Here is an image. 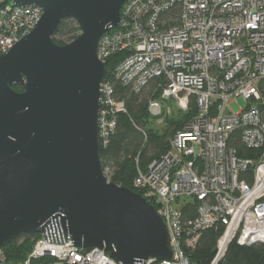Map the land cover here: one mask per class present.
Segmentation results:
<instances>
[{
	"label": "built area",
	"instance_id": "built-area-1",
	"mask_svg": "<svg viewBox=\"0 0 264 264\" xmlns=\"http://www.w3.org/2000/svg\"><path fill=\"white\" fill-rule=\"evenodd\" d=\"M8 1L0 3V54L42 15L35 4ZM120 10L119 25L97 42L99 60L119 54L99 87L98 144L126 112L114 82L137 93L154 81L159 98L146 107L153 116L169 111L163 102L185 110L194 100L198 108L131 182L164 220L173 252L141 264H191L188 250L220 226V258L233 240L264 243V0H126ZM235 136L259 155L239 157ZM38 235L18 264H121L101 248ZM0 264H13L2 250Z\"/></svg>",
	"mask_w": 264,
	"mask_h": 264
},
{
	"label": "water",
	"instance_id": "water-1",
	"mask_svg": "<svg viewBox=\"0 0 264 264\" xmlns=\"http://www.w3.org/2000/svg\"><path fill=\"white\" fill-rule=\"evenodd\" d=\"M125 1H8L35 4L42 15L0 54V250L21 233H37L101 248L121 264L173 258L156 208L110 181L98 155L106 66L97 42L119 25ZM67 20L78 35L54 43Z\"/></svg>",
	"mask_w": 264,
	"mask_h": 264
},
{
	"label": "trees",
	"instance_id": "trees-1",
	"mask_svg": "<svg viewBox=\"0 0 264 264\" xmlns=\"http://www.w3.org/2000/svg\"><path fill=\"white\" fill-rule=\"evenodd\" d=\"M7 0H4L5 2ZM2 2V3H3ZM77 24L71 20L62 22L52 34V40L56 44H64L78 35ZM119 54H114L105 60V76L113 68ZM155 82H151L148 88L133 93L129 88L122 87L118 82L114 86L118 89L116 95L125 101L126 112L118 113L116 127L106 145H99L98 155L103 172L110 181L117 185L131 188L139 194L142 191L132 187L131 182L137 173V169H145L152 158L160 156L169 145L166 140L169 132L183 130L184 125L197 114L198 108L191 101L188 110L179 112H163L165 123L162 133H157L149 125L152 121L151 114L146 107L149 98H159L160 89L155 90ZM13 89L21 90L14 85ZM178 109V108H177ZM151 115V116H150ZM172 129V130H171ZM167 132V133H166ZM171 132V133H172ZM173 134V133H172ZM234 145L238 150V156L254 158L259 155V150L247 149L235 136ZM247 181L251 180V173L246 174ZM222 227L209 228L202 232L196 248L188 250V260L191 264H212L216 255L217 238L221 234ZM39 237L37 233H21L10 241L2 249L4 259L13 264H18L31 250L32 243ZM216 264H264V243L253 245H240L235 240L226 248V252Z\"/></svg>",
	"mask_w": 264,
	"mask_h": 264
},
{
	"label": "rangeland",
	"instance_id": "rangeland-1",
	"mask_svg": "<svg viewBox=\"0 0 264 264\" xmlns=\"http://www.w3.org/2000/svg\"><path fill=\"white\" fill-rule=\"evenodd\" d=\"M4 0H0V3H2ZM163 105L165 106V107H167L168 109H169V111H168V114H170L171 112H179L180 114H182V112L183 111H186V110H188L189 108H187V109H177V107H176V105L174 104V101H170V102H163ZM230 111V107L229 106H227L226 108H225V113H227V112H229ZM152 115V114H151ZM150 115V116H151ZM151 119H152V121L149 123V125H151L152 127H153V130L154 131H156L157 133H159V132H161L162 131V129H163V125H164V123H165V118H164V116L163 115H160V116H151ZM172 130V129H171ZM163 132V131H162ZM161 132V133H162ZM172 132V131H171ZM171 132H169V134H167V138H166V140L168 141V145H169V143H170V139H171V137H172V133H174V131L171 133ZM167 133V132H166Z\"/></svg>",
	"mask_w": 264,
	"mask_h": 264
},
{
	"label": "bare ground",
	"instance_id": "bare-ground-1",
	"mask_svg": "<svg viewBox=\"0 0 264 264\" xmlns=\"http://www.w3.org/2000/svg\"><path fill=\"white\" fill-rule=\"evenodd\" d=\"M219 258H220V254L216 255L214 259L216 260V259H219Z\"/></svg>",
	"mask_w": 264,
	"mask_h": 264
}]
</instances>
